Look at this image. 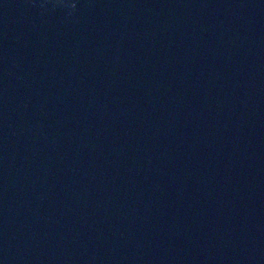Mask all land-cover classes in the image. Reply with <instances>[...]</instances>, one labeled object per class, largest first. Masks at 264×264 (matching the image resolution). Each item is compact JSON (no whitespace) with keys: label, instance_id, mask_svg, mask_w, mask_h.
<instances>
[{"label":"water","instance_id":"1","mask_svg":"<svg viewBox=\"0 0 264 264\" xmlns=\"http://www.w3.org/2000/svg\"><path fill=\"white\" fill-rule=\"evenodd\" d=\"M0 264H264V0H0Z\"/></svg>","mask_w":264,"mask_h":264}]
</instances>
